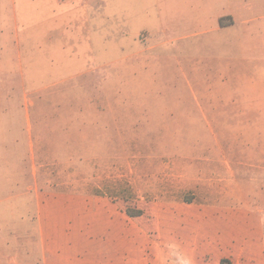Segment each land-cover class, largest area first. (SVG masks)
Instances as JSON below:
<instances>
[{
    "label": "rangeland",
    "instance_id": "374dc122",
    "mask_svg": "<svg viewBox=\"0 0 264 264\" xmlns=\"http://www.w3.org/2000/svg\"><path fill=\"white\" fill-rule=\"evenodd\" d=\"M116 1L92 42L83 19L34 20L28 51L20 25L26 71L0 74L5 193L23 216L39 193L70 247L99 226L101 262L264 264V0L231 30L242 0ZM13 13L7 0L0 44L18 63Z\"/></svg>",
    "mask_w": 264,
    "mask_h": 264
},
{
    "label": "crops",
    "instance_id": "0c3cea01",
    "mask_svg": "<svg viewBox=\"0 0 264 264\" xmlns=\"http://www.w3.org/2000/svg\"><path fill=\"white\" fill-rule=\"evenodd\" d=\"M6 1L0 0V7ZM17 1L12 0L14 4L13 18L17 26V34L20 25L25 27V34L28 38L23 43L25 50L28 51H31L35 47L31 46L33 29L30 25L34 20L35 24L38 20L43 23L37 25L47 26L55 23L61 29H65L71 24H78L83 19L88 25L87 29H89L86 32L87 36L89 37V41L92 42L94 35L98 36L99 34L93 30V26L98 25L102 16L110 18V16H106L105 11L107 9H115V4L117 3L116 0H20L22 10L18 12ZM122 7L124 9L127 8L126 5ZM255 8L254 0L238 1L235 5L233 3L231 10L222 16L223 18L227 17L230 19V22L225 24L222 22L221 28L231 30L230 28L238 25L239 22L250 23L249 21L256 19L258 16H252V13H248L250 14L249 16L245 11L247 9L253 12ZM18 38L19 45L16 55L18 63H15V54L7 53L6 55H2L7 51L0 44L1 75H16L26 71L22 62L24 51L21 47L22 40L19 34ZM27 42L28 49L25 46ZM231 42L236 43V47H239V43L242 41L238 40L234 42L232 39ZM94 54L95 52L92 51L90 55L94 56ZM230 66L231 62L229 61L226 67ZM14 165H12L13 169H15ZM4 178V165L0 162V202L6 204L8 208V211L2 209V213L6 218L0 220V264H6L5 261L8 264H132L131 257H127L126 255L124 259H121V257H118L119 254H117L114 260L110 261L106 259L105 261L102 260L103 262L100 261L101 251L99 250V246L101 242L99 236H97V239H94L96 242L90 243L92 238L100 234V230L98 231L99 226H94L92 230L95 231L93 232H86L89 234L84 238V240L88 241L86 247H70L68 239H66L67 234L64 237V233L60 234L59 240L58 238L55 239V235L51 230V213H48L47 204L41 203L40 194L31 195L32 197H30L28 203L30 208L27 212L28 215L23 216L22 193L18 189L16 192L11 191L6 194L3 187L6 184ZM10 185L16 186L19 183H14V180L8 178V186ZM141 217H137V219ZM6 248L11 249V253L8 255L4 253ZM10 257H12V263L9 260ZM232 261L235 264V261Z\"/></svg>",
    "mask_w": 264,
    "mask_h": 264
},
{
    "label": "trees",
    "instance_id": "16d2710c",
    "mask_svg": "<svg viewBox=\"0 0 264 264\" xmlns=\"http://www.w3.org/2000/svg\"><path fill=\"white\" fill-rule=\"evenodd\" d=\"M222 23V22H221ZM126 212L129 216L137 218L143 215L144 211L142 209L136 208L134 206H126ZM222 264H234L231 259H223Z\"/></svg>",
    "mask_w": 264,
    "mask_h": 264
}]
</instances>
